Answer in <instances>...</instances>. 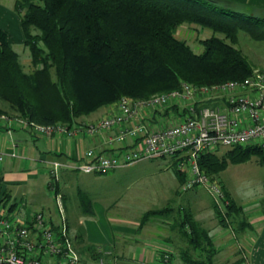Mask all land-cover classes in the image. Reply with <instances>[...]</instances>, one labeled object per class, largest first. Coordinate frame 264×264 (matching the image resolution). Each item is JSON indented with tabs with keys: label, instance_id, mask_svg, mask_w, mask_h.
<instances>
[{
	"label": "trees",
	"instance_id": "1",
	"mask_svg": "<svg viewBox=\"0 0 264 264\" xmlns=\"http://www.w3.org/2000/svg\"><path fill=\"white\" fill-rule=\"evenodd\" d=\"M14 8L30 68L0 29V101L7 107L0 112L39 124L71 126L122 96L146 98L178 89L182 82L200 86L244 79L253 67L235 46L238 32L264 39L259 28L263 17L234 10L224 0H15ZM183 23L211 31L200 40V53L174 35ZM250 153L259 154L264 165V151L250 145L203 151L199 164L213 179L228 163L243 162ZM172 165L184 183L185 173L175 160ZM212 208L220 226L233 224L237 232L248 226L233 199L227 205L213 201ZM261 208L264 213V200ZM159 216L180 233L184 245L178 256L184 264H246L242 256L217 262V246L190 208L147 210L139 224ZM79 254L81 259L99 255L92 244Z\"/></svg>",
	"mask_w": 264,
	"mask_h": 264
},
{
	"label": "built area",
	"instance_id": "2",
	"mask_svg": "<svg viewBox=\"0 0 264 264\" xmlns=\"http://www.w3.org/2000/svg\"><path fill=\"white\" fill-rule=\"evenodd\" d=\"M15 127L47 138H101L103 150L86 149L73 160L49 162L47 188L53 195L61 223L54 229L43 212L29 220L0 207V264L83 263L70 237L59 189L63 169L84 174H106L145 159L170 157L185 173L183 190L201 187L218 205H227L223 190L199 164L203 151L256 146L264 151V72L253 70L241 80L212 85L182 82L180 88L146 98L122 96L109 111L93 121L39 124L16 114L0 112V128L11 138ZM20 157L15 141L4 156ZM95 264H107L111 251L98 249ZM163 259H168L167 253Z\"/></svg>",
	"mask_w": 264,
	"mask_h": 264
},
{
	"label": "crops",
	"instance_id": "3",
	"mask_svg": "<svg viewBox=\"0 0 264 264\" xmlns=\"http://www.w3.org/2000/svg\"><path fill=\"white\" fill-rule=\"evenodd\" d=\"M224 1L230 6L239 7L240 9H244L245 12L255 15L264 11V0ZM14 4L15 0L8 2L0 0V29L6 33L7 41L12 44L14 48L15 46L21 48L24 43V34L20 24V17L14 8ZM0 109H7L6 105L1 101ZM108 111L109 110L105 113ZM105 113L102 111V113L97 116L90 115L82 117L78 119V121H93L100 118ZM12 140L15 141L20 157L11 158L5 155L3 160L0 161V189L2 184L24 186L26 188L28 187V189L32 187L34 190L23 192L19 200L21 201L22 197H25V199H29L30 202L37 203L38 205L35 206H39V209L28 211L26 208H23L24 205L19 211H15L14 205H10L9 208L12 206V213L19 215L20 218L25 220H29L31 217L30 214L33 212H43L50 221V224L57 227L61 223V215L58 212L54 198L52 197L57 214L51 210L48 205L49 203L46 202L45 199H41V186L39 187L38 184L41 171L48 174L49 162L52 159L73 160L80 158L86 149L94 148L95 150H103L106 149L107 146L102 142L101 138L90 139L86 138L84 135L78 137H66L62 135L47 138L20 127H15L12 131V137L9 138L4 133L3 129L0 128L1 152L7 153L11 150ZM173 161L174 160H172L171 163ZM124 167H127V165L119 168ZM73 172L75 171L67 169L61 170L59 188L63 195V210L65 221L68 225V231L73 238L75 247L80 253L81 249L86 244H92L97 249L111 251V256L106 258L107 264H184L178 256V250L184 243L177 244V239L174 238L176 230L172 229L171 224L168 223L169 221L162 220L164 226L162 228L164 229L160 231L157 226H153L156 227L155 229L150 226L152 218L145 225L141 226L139 224L140 220L137 218H121L106 212L105 217L107 220H103V222H107L109 228H103L98 224L99 221H97L94 226L97 228L99 227V233H93V237H91L87 221L82 219V217H79L75 225L72 226L68 219L70 203L61 186V180H64V185L65 181L69 180ZM176 179L178 187L184 191L182 189L183 183L180 184L177 176ZM45 185L47 187V184ZM31 192H34V194H32L33 196L27 198L28 193ZM10 196L9 193H5L6 198ZM231 199L233 198L231 197ZM186 205L187 204H184L183 207ZM206 213L208 216L211 215L208 211H206ZM87 215L93 219L95 214L87 213ZM243 215L248 226L240 232L235 231L234 228H229L230 226L232 227V224H229L228 227L220 226L217 220H215V223L212 225L203 224L209 230L217 246L218 253L216 257L218 255H223L224 261H229L242 256L246 264H264V213L262 208L256 207L254 209L244 210ZM194 216L196 218L198 217L195 213ZM105 217L101 215V218ZM231 230L234 231V233ZM234 237H236L237 240H233ZM160 242H164L163 245L165 249L159 248ZM105 243L106 245H103ZM175 244H177L176 247H174ZM153 246L155 250H153L154 248L150 250L149 248ZM164 253L170 255L166 261L163 259ZM82 256V260L87 264L96 263V259L89 258L86 255Z\"/></svg>",
	"mask_w": 264,
	"mask_h": 264
},
{
	"label": "rangeland",
	"instance_id": "4",
	"mask_svg": "<svg viewBox=\"0 0 264 264\" xmlns=\"http://www.w3.org/2000/svg\"><path fill=\"white\" fill-rule=\"evenodd\" d=\"M4 1L8 2L11 0ZM231 8L245 12L244 9L239 7L231 6ZM256 15L264 18V11ZM259 28L264 29V24L259 23ZM211 34L209 29L187 23L179 25L174 33L177 38L185 40L196 53H200L203 49L200 40ZM235 46L247 57L253 70L264 72V39L255 40L241 29L238 32V42ZM15 48L20 52L21 61L24 63L25 68H30L29 60H27L28 50L23 48V45L21 48L19 46H15ZM112 104L101 107L90 115L97 116L102 111L105 113ZM223 150L225 149H220L218 152L220 153ZM171 161L170 157L145 159L101 175H86L80 172L71 173L69 180L65 181V186L63 185L64 180H61V186L70 203L68 210L69 222L73 226L78 218L82 217V219L87 221L91 237H93V233H99V227L94 226L97 221L103 228H109V224L103 222V220H107L105 217L106 212L121 218L129 217L140 220V216L147 210L165 206L178 208L187 204L188 207L187 205L185 207L193 209V216L195 213L198 217H194L202 224L212 225L215 223L216 218L212 208L213 197L201 187L182 191L178 187L174 174L175 169ZM213 179L219 182L223 193L228 196V202L229 199L232 200V197L235 203L244 210L262 207L264 200V165L260 162L259 154L250 153L249 157L243 162L228 163L226 168ZM38 180L42 192L41 199H45L49 203L51 210L57 214L52 199L53 195H51L45 185L48 182V174L41 171ZM27 190L34 189L32 187L28 189V187L24 186L2 184L0 189V207L7 210L10 205H14L15 211H19L23 205V208L28 211L39 209V206H35L38 205L37 203L30 202L25 197H22L21 201L19 200L20 195ZM5 193H9L11 196L6 198ZM32 194L34 192L28 193L27 198L33 196ZM88 209H91V212ZM206 211L210 212L211 215L209 214L210 216H208ZM89 212L95 214L93 219L87 215ZM101 215L105 218H101ZM163 217H153L150 226L153 229L156 228L153 226H157L160 231H163L162 220L165 221ZM229 228H234L233 224ZM175 232L174 238L177 239V244H182L180 233ZM232 232L234 233V231ZM235 239L237 240L236 237L233 240ZM160 243V245L157 244L159 248L165 249L164 242ZM103 245H106V243ZM151 248L153 249L154 246L149 249L151 250ZM167 255L170 256L169 254ZM216 261L219 263L224 262V256L218 255Z\"/></svg>",
	"mask_w": 264,
	"mask_h": 264
}]
</instances>
